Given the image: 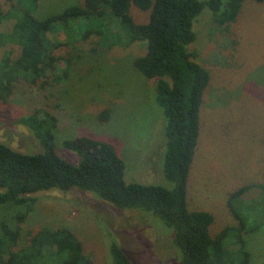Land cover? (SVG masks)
<instances>
[{"label":"rangeland","instance_id":"1","mask_svg":"<svg viewBox=\"0 0 264 264\" xmlns=\"http://www.w3.org/2000/svg\"><path fill=\"white\" fill-rule=\"evenodd\" d=\"M20 1L22 7H29L27 0ZM83 1L39 0L32 13L42 20ZM10 7L0 0L3 11ZM131 15L139 24L148 20V12L135 6ZM102 19L54 24L45 40L49 52L62 59L56 62L54 73L66 72V76L45 87L16 83L8 100H0V142L21 153L39 152L35 136L18 119L46 110L57 118L56 151L65 160L76 163L78 158L61 146L63 140L104 141L124 162L126 183L170 189L161 172L163 117L154 102L155 80L144 78L133 65L136 57L145 54L146 44L102 46L97 31L119 28L108 13ZM13 22L5 21L0 29L8 32ZM193 29L196 39L189 51L208 72L209 84L200 110V135L187 179L186 202L190 211L213 215L209 232L215 236L236 224L227 208L228 196L242 186L264 184V2L244 0L236 20L225 26L216 24L204 10ZM8 50L12 59L18 56V47L7 46L0 48V59ZM30 197L35 199L34 210L21 226L19 247L26 246L37 230L66 228L80 240L92 264H110L107 237H113L134 264H180L171 245L173 230L152 215L116 209L77 189ZM258 197L256 188L244 196L246 201L257 200L248 222L251 229L260 222L264 227V206ZM23 211L24 207L1 205L0 222L14 226V216ZM244 238L250 264H264V229ZM223 247L228 261L235 264L238 253L231 238L223 241Z\"/></svg>","mask_w":264,"mask_h":264},{"label":"trees","instance_id":"2","mask_svg":"<svg viewBox=\"0 0 264 264\" xmlns=\"http://www.w3.org/2000/svg\"><path fill=\"white\" fill-rule=\"evenodd\" d=\"M5 1L11 7L6 12L0 8V27L9 19L14 22L8 32L0 29V48L15 46L19 51L14 59L10 50L0 59L2 101L8 100L20 81L45 87L60 83L66 76V72L54 73L56 62L62 59L49 52L45 40L56 23L103 21L108 13L119 28L97 31L102 46H128L136 41L146 44L145 54L136 57L133 65L144 78L155 80L154 102L163 117L161 172L171 188L126 183L124 162L104 141L87 137L63 140L61 146L78 158L76 163L65 160L56 151V116L35 110L19 118L18 123L35 136L39 152L21 153L0 142V206L24 207L14 216V226L0 222V264H92L80 240L66 228L37 230L26 246L19 247L21 226L34 210L35 199L30 195L73 189L116 209L135 210L159 219L173 230L171 245L180 264H232L223 247V241L229 238L238 253L235 264H250L244 236L264 227L260 222L258 228H249L257 200L248 203L244 196L256 188L264 206V184L242 186L228 196L227 208L236 224L224 227L215 236L209 232L213 215L190 211L186 202L187 179L200 135V110L209 84L208 72L189 51L196 39L193 25L204 10L219 26L228 25L236 20L244 0H84L81 5L67 7L42 20L32 13L39 0H27L28 8L22 7L20 0ZM132 6L148 12L146 23L133 20ZM106 246L110 264H134L113 237H107Z\"/></svg>","mask_w":264,"mask_h":264}]
</instances>
